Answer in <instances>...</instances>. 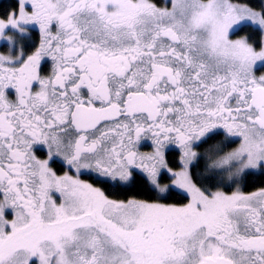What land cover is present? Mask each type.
Masks as SVG:
<instances>
[{
    "label": "snow or ice",
    "instance_id": "6c2138e0",
    "mask_svg": "<svg viewBox=\"0 0 264 264\" xmlns=\"http://www.w3.org/2000/svg\"><path fill=\"white\" fill-rule=\"evenodd\" d=\"M254 175L264 0H16L0 18V264H264Z\"/></svg>",
    "mask_w": 264,
    "mask_h": 264
},
{
    "label": "trees",
    "instance_id": "16d2710c",
    "mask_svg": "<svg viewBox=\"0 0 264 264\" xmlns=\"http://www.w3.org/2000/svg\"><path fill=\"white\" fill-rule=\"evenodd\" d=\"M251 3H252L253 7H259L260 0H251ZM15 7H16V0H1L0 1V18H5L7 13L10 10H14ZM217 139H220V138H217ZM213 142H216V141L215 140L210 141V143H213ZM171 160L177 161L176 158H174V157H172ZM202 170L204 171V167L202 168ZM202 170H199V172L203 173ZM245 183L247 184V186H245ZM241 185H242L243 191H245V192L251 191L259 185L260 186L264 185V176H260V175L250 176L247 178V180L245 182H242ZM224 190L230 191L227 188H225ZM231 190H235V188H233ZM138 192H139L138 188H133L131 191H129L127 193H120L115 198L123 199L126 196H136L138 194ZM141 198H147V196L145 195V196H142Z\"/></svg>",
    "mask_w": 264,
    "mask_h": 264
},
{
    "label": "flooded vegetation",
    "instance_id": "af4514ba",
    "mask_svg": "<svg viewBox=\"0 0 264 264\" xmlns=\"http://www.w3.org/2000/svg\"><path fill=\"white\" fill-rule=\"evenodd\" d=\"M35 38V37H34ZM215 143L216 142H213V143H210V141H209V143L207 144V145H205L203 148H197V149H195L198 153H202V152H204L205 151V149H208V148H210V147H212V146H214L215 145ZM236 145H232V147H235ZM142 150H144V151H148V150H150V149H148V148H144V149H142ZM172 157H174V158H176V160L178 161V159H179V154H178V152H176V151H173L172 153H171V155H170V157H169V159L171 160L172 159ZM198 163H199V167L197 168V172H199V170H202V168L204 167V164H205V161H203V160H201V161H198ZM201 166V167H200ZM203 171V170H202ZM261 176V175H260ZM85 179H88V177H84ZM262 187H264V185H262V186H257V187H255L253 190H251V191H248V192H245V193H251V192H253V191H256V190H258V189H260V188H262ZM240 188H241V190H242V187L240 186ZM243 191V190H242Z\"/></svg>",
    "mask_w": 264,
    "mask_h": 264
},
{
    "label": "rangeland",
    "instance_id": "374dc122",
    "mask_svg": "<svg viewBox=\"0 0 264 264\" xmlns=\"http://www.w3.org/2000/svg\"><path fill=\"white\" fill-rule=\"evenodd\" d=\"M1 1V0H0ZM233 38H238V37H233Z\"/></svg>",
    "mask_w": 264,
    "mask_h": 264
}]
</instances>
